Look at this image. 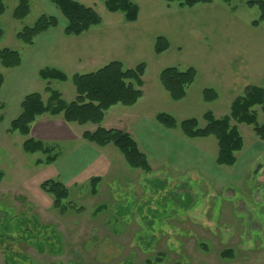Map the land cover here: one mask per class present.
Returning a JSON list of instances; mask_svg holds the SVG:
<instances>
[{"label": "rangeland", "instance_id": "obj_1", "mask_svg": "<svg viewBox=\"0 0 264 264\" xmlns=\"http://www.w3.org/2000/svg\"><path fill=\"white\" fill-rule=\"evenodd\" d=\"M247 2L213 0L196 6L198 31L185 36L167 31L168 50L160 55L152 48L144 52L141 98L132 106L118 104L106 111L99 126L129 134L148 159V173L129 168L114 146L98 148L82 140L83 132L98 125L67 124L48 115L34 123L43 119L44 133L55 138L46 142L57 144L58 158L49 166L36 165L44 157L25 154L24 138L7 132L20 112L9 96L29 81L30 89L22 91L39 93L47 102L46 82L38 74L29 72L26 78L0 65V264H264V143L252 126L232 122L244 146L236 164L225 167L215 162L213 137L188 139L179 128L167 130L156 121L157 114L165 113L177 124L195 118L202 128L206 112L226 116L246 86L264 87V20L252 25L261 11ZM49 3L31 0L29 14L15 20L17 0H4L0 50L26 57L30 48L16 38L18 32L42 15L65 22ZM168 67L196 71L177 102L159 81V73ZM50 88L67 103L75 98L70 76L67 82H50ZM206 89L216 93L214 100H205ZM254 110L263 125L264 113ZM93 177L101 180L95 194ZM49 179L69 190L70 206L64 213L40 190V183ZM226 250L232 258L222 257Z\"/></svg>", "mask_w": 264, "mask_h": 264}, {"label": "trees", "instance_id": "obj_2", "mask_svg": "<svg viewBox=\"0 0 264 264\" xmlns=\"http://www.w3.org/2000/svg\"><path fill=\"white\" fill-rule=\"evenodd\" d=\"M102 3L106 11L110 13H120L126 22H135L138 18V6L131 0H98ZM228 2V0H223ZM51 4L59 11L65 19L63 34L66 37L79 36L91 28L101 24V17L92 7L85 6L75 0H50ZM167 7L176 4L179 8L191 9L199 5H208L213 0H164ZM247 5L253 7L257 5L261 11V16L252 23L258 26L264 20V1L248 0ZM5 11L4 0H0V17ZM30 12V0H17L13 10L15 20H23ZM58 26V19L54 16H40L32 26L24 27L16 34V38L25 46L33 45L35 39L41 34ZM3 32L0 28V39ZM169 48L168 40L157 37L154 41V53L160 55ZM21 64L19 52L9 49L0 50V65L5 69H16ZM146 69V63L140 62L132 69H125L119 61H112L102 68L86 73L73 74L71 81L75 88V98L70 102H65L61 94L50 88V82H66L68 76L59 70L43 68L38 76L46 82L45 92L49 94L47 102L43 101L39 93L26 94L20 105L19 114L11 120L8 133H18L24 138L22 151L25 154H41L44 159H39L36 165H52L58 158L57 144L48 143L31 136V128L36 119L48 115L51 118L61 117L64 122L78 125L93 124L98 125L93 132L85 131L81 138L86 143L103 148L109 145L114 146L124 157L127 166L131 169H139L146 173L150 172L147 157L139 150L136 141L127 133L105 129L99 126L105 116L106 111L118 104L122 106H132L142 96L139 88ZM196 71L188 68L179 71L175 67H168L159 73V81L163 89L168 93L172 101H180L186 95V89L194 82ZM4 84V77L0 74V89ZM207 101L214 100L216 93L212 89L203 91ZM259 107L264 113V87L249 85L243 89V94L236 97L230 106L228 115L215 118L211 112L203 115L205 126L200 128L198 120L195 118L181 121L176 120L165 113L156 115V121L167 130L179 128L184 137L188 139L213 137L218 146L215 162L218 166L231 167L236 164V154L241 152L244 141L240 135L237 124L252 126L255 136L264 143V124L257 123V114L254 110ZM99 177L90 179L91 193H96V187L100 183ZM40 190L49 195L52 199V207L59 212H66L68 209L67 200L69 190L58 180H45L39 185ZM222 257L232 258V251L222 252Z\"/></svg>", "mask_w": 264, "mask_h": 264}, {"label": "crops", "instance_id": "obj_3", "mask_svg": "<svg viewBox=\"0 0 264 264\" xmlns=\"http://www.w3.org/2000/svg\"><path fill=\"white\" fill-rule=\"evenodd\" d=\"M75 1L94 8L101 17V24L79 36L66 37L63 34L65 22L58 21L56 28L48 30L35 39L27 50L26 57L21 55V64L15 70L20 72V76L25 73L28 78L29 72L36 76L48 62L52 63L50 68L62 71L68 77L73 74L94 72L112 61H119L131 68L146 56L143 55L144 52H149L151 48L153 50L154 41L158 36L166 37L167 31H174L175 34L177 31L179 36H185L186 31L189 33L197 30L195 7L191 9L167 7L164 0H131L138 6L139 12L137 20L129 23L124 20L122 14L106 11L98 0ZM31 86L32 82L29 81L23 85L28 89ZM23 87L20 86V92L10 90L9 103L17 107L20 105L23 97L29 93V90L23 92L21 89ZM41 121L33 123L31 136L45 142L50 139L52 141L55 139L54 136L48 139L43 130L46 126L41 124ZM51 126L49 125L47 130L52 129ZM52 131L49 133L51 134ZM67 138L61 137L59 140Z\"/></svg>", "mask_w": 264, "mask_h": 264}]
</instances>
